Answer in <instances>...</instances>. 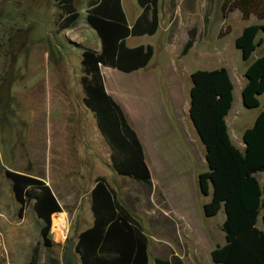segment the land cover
<instances>
[{
  "label": "trees",
  "instance_id": "1",
  "mask_svg": "<svg viewBox=\"0 0 264 264\" xmlns=\"http://www.w3.org/2000/svg\"><path fill=\"white\" fill-rule=\"evenodd\" d=\"M57 2L55 25L61 31L76 23L79 12L74 0ZM137 3L141 11L129 26L121 0H89L85 21L96 32L100 48L82 49L80 83L83 104L94 114L115 171L134 179H148L150 170L142 144L121 106L105 90L100 71L104 65L131 72L146 66L152 58L151 44L130 47L125 42L129 36L152 35L159 26L158 0H137ZM221 9L224 17L239 10L242 18L254 15L261 21L245 26L235 38V46L247 61L264 41L262 36L257 38L259 31L264 33V0H223ZM187 33L182 55L193 46L196 36L195 28ZM243 74L246 82L241 89L242 104L256 107L258 95L264 92V52L247 63ZM190 79L189 117L205 146L208 164V170L198 175L200 192L210 195L203 211L211 216L223 207L225 212L221 224L225 242L212 249V260L216 264H264V183L260 185L257 177V173L264 172V107L243 131L245 147L240 150L231 141L225 121L233 99V83L227 68L197 69L191 72ZM4 173L20 204L18 214L32 200L33 210L42 221L41 237L49 245L52 214L62 210L51 188L29 173L10 169ZM90 198L92 224L74 238L80 264H148V239L141 224L119 202L104 177L95 179ZM259 215L263 228L257 226ZM154 264L181 262L176 256L156 257Z\"/></svg>",
  "mask_w": 264,
  "mask_h": 264
},
{
  "label": "rangeland",
  "instance_id": "2",
  "mask_svg": "<svg viewBox=\"0 0 264 264\" xmlns=\"http://www.w3.org/2000/svg\"><path fill=\"white\" fill-rule=\"evenodd\" d=\"M38 2L0 0V264H62L65 238H75L78 231L74 219L69 221L64 218L63 225L58 227L54 224L58 213L54 214L51 217L50 244H44L40 234L42 221L33 210V201H28L22 214H18L20 204L14 197L11 181L4 173L5 169H10L38 177L52 174L50 167L54 164L60 147L58 139L50 138V131L45 126L49 118V94L56 92L55 89L49 90L48 79L52 84L59 79L78 82L81 75V50L100 47L96 32L88 26L84 17L89 0H74L79 18L72 27L61 31L56 30L55 25L59 12L57 0ZM222 2L223 0H159L160 23L157 31L153 35L130 36L126 39L128 46L151 44L154 47L148 70L154 75L153 82L157 83L151 84L146 88L148 90L136 86L135 73L109 67L104 68L103 73L108 82L131 85L134 96L131 100H135V96L141 91L150 90L148 104L154 105L159 113L175 112L176 115L183 116L184 122L189 125L185 100L190 73L197 69L228 66L233 77L234 99L227 120L230 122L233 117L230 133L233 141L238 143L237 135L241 136L244 128L253 123L256 114L263 108L264 93L258 96V106L247 108L242 104L240 81L243 79L246 61L234 41L245 26L261 21L254 15L242 18L239 10L224 17ZM122 6L127 22L132 23L140 12L137 0H122ZM190 28H195L196 31L194 43L182 55L180 51ZM259 36L264 38V33L259 31L257 38ZM263 52L264 41L256 47L247 61H253ZM173 74L179 75L182 89L180 104L176 106L175 103L172 110L168 81ZM168 124L173 128V123ZM89 130L90 128L88 133H91ZM96 138L95 144L100 146L103 141ZM180 139L182 140V136ZM87 143L89 141L80 144V150ZM172 149L170 156L178 157L176 143ZM179 159L185 162L182 156ZM204 165L202 167L201 164L192 163L191 167H185L183 186L193 210L197 207L202 221L213 226L215 234L210 243L214 247L225 242L224 232L221 230L225 215L223 208L211 216L205 215L201 210V203L208 201L210 197L200 193L195 172L207 170L206 164ZM103 170L106 171L107 168ZM257 226L263 228L260 216ZM208 258L211 259L210 254ZM205 261L206 259L203 260L204 263ZM149 264H154L152 257ZM211 264H214L212 260Z\"/></svg>",
  "mask_w": 264,
  "mask_h": 264
},
{
  "label": "crops",
  "instance_id": "3",
  "mask_svg": "<svg viewBox=\"0 0 264 264\" xmlns=\"http://www.w3.org/2000/svg\"><path fill=\"white\" fill-rule=\"evenodd\" d=\"M38 1L40 2V0ZM158 14L160 23L159 0ZM133 22H127V24L130 26ZM99 48L95 50H99ZM247 63L248 61H246V66ZM106 67L109 66H100L105 90L121 106L129 124L135 130L142 144L144 159L150 170V177L148 179H134L120 175L115 171L110 161L109 147L96 126L94 114L83 104L84 93L80 77L78 82L59 79L56 82L54 81L53 84L49 78L48 88L49 90L55 89L56 92L49 94V118L45 126L50 131V138L55 137L58 139V147L60 148L57 150L54 164L50 167L52 168V174L39 177L51 188L62 209L60 211L62 213L58 212L55 216L54 224L61 227L64 218L74 219L78 226L77 233L89 227L93 221L90 192L95 184V179L102 176L114 190L119 202L141 224L148 239V264L150 257L154 262L156 257L171 259L173 256H176L181 264H211V251L217 245L213 247L210 243L215 234L214 228L202 221L197 207L193 210L183 186L185 183V180H183L185 167H191L192 163L201 164L202 167L206 164L208 170L205 146L189 117L191 79L186 88L187 97L185 100L188 125L184 122L183 116L176 115L175 112L159 113L154 105L148 104L150 90L146 91L148 90L146 88L156 82H153L154 75L148 70L149 62L142 68L128 72L136 74L135 82L138 88L146 89L136 95L135 100H131L134 97L131 93V85L126 83L115 85L105 79L103 71ZM225 67L233 83L231 70L228 66ZM168 82L169 98L173 104V110L175 103L176 106L180 104L182 87L179 75L170 77ZM240 82L242 86L246 82L244 74ZM228 113L225 116V121L230 139L234 145L243 150L245 144L242 140V134L241 136L237 135L238 143H235L231 137L230 122L232 124L234 120H232L233 117L230 122L227 120ZM168 122L173 123V128L169 126ZM176 126L180 130H177ZM88 128H90L91 133H88ZM180 136H182V140ZM95 138L103 141L102 144L100 143L101 149L100 146H96L95 142L97 140L95 141ZM84 141H89V143L85 145L83 150H80V144L83 145ZM173 142L177 144L178 157L170 156V152L173 151L172 147L175 144ZM180 156L184 158L185 162L180 161ZM51 160L52 158L49 159V162ZM105 168H107L106 171L103 170ZM195 173H197L198 181L200 172ZM257 177L260 185H262L264 183V172L257 173ZM208 196L210 197V195ZM205 202L207 201L202 202L200 205L202 211ZM208 254H210L211 259L208 258ZM205 259L204 263L203 260ZM213 263L216 264L214 261Z\"/></svg>",
  "mask_w": 264,
  "mask_h": 264
},
{
  "label": "water",
  "instance_id": "4",
  "mask_svg": "<svg viewBox=\"0 0 264 264\" xmlns=\"http://www.w3.org/2000/svg\"><path fill=\"white\" fill-rule=\"evenodd\" d=\"M58 212L54 213L57 214ZM66 247L62 256V264H80L77 253L74 250L75 239L71 237L65 238Z\"/></svg>",
  "mask_w": 264,
  "mask_h": 264
},
{
  "label": "bare ground",
  "instance_id": "5",
  "mask_svg": "<svg viewBox=\"0 0 264 264\" xmlns=\"http://www.w3.org/2000/svg\"><path fill=\"white\" fill-rule=\"evenodd\" d=\"M59 221V220H58ZM60 223V222H59Z\"/></svg>",
  "mask_w": 264,
  "mask_h": 264
}]
</instances>
